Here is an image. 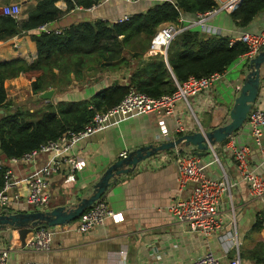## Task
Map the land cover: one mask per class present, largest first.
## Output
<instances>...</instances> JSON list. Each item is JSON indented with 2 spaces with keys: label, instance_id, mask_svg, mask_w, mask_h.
Listing matches in <instances>:
<instances>
[{
  "label": "crops",
  "instance_id": "obj_1",
  "mask_svg": "<svg viewBox=\"0 0 264 264\" xmlns=\"http://www.w3.org/2000/svg\"><path fill=\"white\" fill-rule=\"evenodd\" d=\"M102 1V0H101ZM174 0H141L135 3L120 0H108L93 10L74 7L66 11L65 0H58L56 6L65 14L48 23L51 30H60L79 21L104 20L114 22L124 15L144 12L157 2ZM37 0H0V6L19 3L22 6L20 18H25ZM231 13L219 12L206 20V24L220 31L218 35L237 37L242 31L258 33L264 27V10L245 27L238 26ZM185 19L190 16L183 15ZM198 30L202 32L200 27ZM36 29L29 30L24 36L9 41H0V59L16 57L18 54H32L34 47L28 36L37 34ZM149 49V48H148ZM148 49L144 56H148ZM166 56V55H165ZM242 58L230 67L235 73L227 75L214 83L209 91L189 96L185 101L176 103L174 112L169 115L140 114L124 119L118 124L81 139L72 149V154L82 163L79 170L69 174L68 168L61 165L50 177L52 199L50 208L74 204L78 198L88 196L92 185L104 171L120 158V153L131 152L139 147L158 145L174 140L177 127L181 133H193L199 130L210 131L230 121L229 112L238 94L239 87L249 71L248 62ZM229 67V68H230ZM229 68L226 73L230 74ZM128 71L104 72L96 74L90 82L80 84L71 77V85L64 91H56L49 101L39 99L31 91L34 77L7 79L5 87L12 111L20 108L32 112L43 104L60 100L77 101L87 99L98 90L109 86L117 79H125ZM264 112V63L260 67V85L254 102ZM4 110H0V114ZM165 129V133L163 132ZM181 136V135H180ZM236 147L249 146V165L258 173H264V136L261 145L254 144L245 124L234 131L226 141L215 144L204 156H199L205 165L207 176H227L234 185L222 198L218 207V217L222 221V230L211 235L190 232L184 224L175 222L167 212V206L177 198L186 197L189 188H179L177 166L172 149L162 150L138 162L135 168L122 174L106 191L103 200L110 209L119 214V220L108 219L103 225L85 233L74 231L75 221L52 227L53 236L50 250L40 252L23 248L17 238L0 236V249L12 247L8 264H189L195 258L211 250L216 256L232 260L237 255L234 241L239 243L240 264H264V227L253 229V224L264 214V198H252L247 185L240 181L232 155L230 144ZM183 152H192V145H178ZM19 178L26 177L34 168L46 163L48 154H40L36 164H11ZM25 190V186L22 187ZM39 208L13 206L4 210L10 213L33 212ZM255 255L258 257H255ZM158 257V259H156ZM256 258V259H255ZM258 260V262H257Z\"/></svg>",
  "mask_w": 264,
  "mask_h": 264
},
{
  "label": "trees",
  "instance_id": "obj_2",
  "mask_svg": "<svg viewBox=\"0 0 264 264\" xmlns=\"http://www.w3.org/2000/svg\"><path fill=\"white\" fill-rule=\"evenodd\" d=\"M57 1L37 0L25 18L0 14V41L24 36L29 30L61 18L65 11L56 6ZM65 1L68 11L74 7L88 9L101 0ZM215 5L213 0L162 1L123 22L79 21L60 33L30 34L28 40L34 47L32 54L20 53L16 57L0 59V110H4L0 114V150L3 152L0 158L20 157L46 141L56 139L66 130L82 129L96 112L119 103L130 89L159 97L175 90L174 78L182 82L189 76H208L227 70L245 53L246 45L242 42L230 45L228 36L206 35L197 26L177 34L169 43L166 56L159 53L144 56L160 25L176 23L181 15L194 17ZM263 10L264 0H241L230 16L238 26L245 27ZM90 70L94 72H86ZM124 70L128 71L125 79L113 81L87 99L48 102L32 112L20 108L12 111L5 87L7 79L24 74L29 79L34 77L31 91L38 95L49 88L64 91L71 85L72 76L85 84L98 73ZM5 171L6 168H0V190ZM263 227L262 213L257 216L253 229Z\"/></svg>",
  "mask_w": 264,
  "mask_h": 264
},
{
  "label": "built area",
  "instance_id": "obj_3",
  "mask_svg": "<svg viewBox=\"0 0 264 264\" xmlns=\"http://www.w3.org/2000/svg\"><path fill=\"white\" fill-rule=\"evenodd\" d=\"M98 4L91 6L88 10H93L100 6ZM128 3H135L141 0H120ZM215 6L205 13H198L194 17L185 19L183 15L178 18V22H166L160 25L150 40L148 55L161 54L166 55V51L171 40L177 34L186 28L199 26L202 32L210 35L220 33L216 28L206 24V20L219 12L231 13L234 11L241 0H213ZM22 6L19 3H12L0 6V14L20 18ZM131 15H124L117 18L114 22H123ZM38 32L54 31L60 33V30H50L48 24H43L36 28ZM242 42L247 50L241 55L245 62L255 57L264 46V27L258 33L242 31L235 38H229V44ZM226 71L215 72L208 76H189L186 80L178 82L175 80V90L169 94H163L159 97H151L142 92L130 89L122 100L116 105L104 111L96 112L92 120L85 124L78 131L66 130L56 139H51L41 144L20 157L8 159L11 164H36L40 154H48V160L43 165L34 168L26 177L19 178L12 168L7 167L4 160L0 158V168H6L4 175V184L0 190V213L7 208L17 206H28L39 208V211L50 209L52 192L50 188V177L59 170L61 165L68 168L69 174L79 170L82 163L72 154L71 149L83 138L94 133L100 132L105 128L118 124L124 119L140 114H160L169 116L174 112L177 102L185 101L189 96H194L202 92L209 91L215 82L221 80ZM247 126L250 136L256 145H261L264 136V112L254 103L247 114L244 122ZM165 129L163 132L165 133ZM184 128L179 126L176 132L182 133ZM239 179L247 185L249 195L252 198H264V173H258L249 165V146L236 147L233 143L228 147ZM127 153H120L124 157ZM172 156L177 166V182L180 190L189 188L186 197L177 198L167 206V212L177 223L184 224L190 232L203 235L215 234L222 230V221L218 217V207L221 198L229 192L234 185L227 176H207L204 173V167L199 156L192 152H183L177 146L172 149ZM25 186V190L22 187ZM108 219L119 220V214L110 209L104 200H97L88 209H84L75 220L74 231L85 233L94 227L103 225ZM52 227L38 226L27 243L22 246L26 249L47 252L50 250L52 242ZM237 250V255L232 260H227L216 256L211 250L195 258L189 264H240L238 253L239 243L233 244ZM12 247L0 249V264H8L10 251ZM158 259V257L156 258ZM26 264H36L27 262Z\"/></svg>",
  "mask_w": 264,
  "mask_h": 264
},
{
  "label": "water",
  "instance_id": "obj_4",
  "mask_svg": "<svg viewBox=\"0 0 264 264\" xmlns=\"http://www.w3.org/2000/svg\"><path fill=\"white\" fill-rule=\"evenodd\" d=\"M264 63V46L262 50L248 61L249 71L245 74L238 94L229 112L230 121L210 131L199 130L183 134L174 140L161 142L158 145H147L128 152L111 164L100 179L91 187L88 196L78 198L74 204L66 203L45 211L0 213V236L8 239L17 238L24 246L38 226H60L75 221L85 208L104 196L108 187L112 186L122 174L132 171L136 164L154 153L173 149L178 145H192L193 153L204 156L215 144H219L241 128L247 118L251 105L255 102L260 85V67ZM174 80H176L174 78ZM54 89H48L38 94L39 99L51 100ZM0 150V154H2Z\"/></svg>",
  "mask_w": 264,
  "mask_h": 264
},
{
  "label": "rangeland",
  "instance_id": "obj_5",
  "mask_svg": "<svg viewBox=\"0 0 264 264\" xmlns=\"http://www.w3.org/2000/svg\"><path fill=\"white\" fill-rule=\"evenodd\" d=\"M241 63V62H240ZM247 64V62H243V63H241L240 64V66H239V68H241V67H244L245 65ZM233 66V65H232ZM231 66V67H232ZM231 67L229 68V70L228 71H230V69H231ZM86 72H88V73H93L94 71H86ZM236 71H232V69H231V71H230V74H228V73H226V75H227V79L229 78V75H231V74H233V73H235ZM99 75L100 74H102V73H98ZM189 152V151H188Z\"/></svg>",
  "mask_w": 264,
  "mask_h": 264
}]
</instances>
